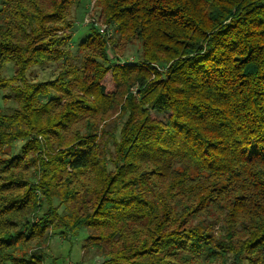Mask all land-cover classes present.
I'll list each match as a JSON object with an SVG mask.
<instances>
[{
  "label": "trees",
  "instance_id": "16d2710c",
  "mask_svg": "<svg viewBox=\"0 0 264 264\" xmlns=\"http://www.w3.org/2000/svg\"><path fill=\"white\" fill-rule=\"evenodd\" d=\"M81 1L0 0V264H264V0Z\"/></svg>",
  "mask_w": 264,
  "mask_h": 264
},
{
  "label": "rangeland",
  "instance_id": "374dc122",
  "mask_svg": "<svg viewBox=\"0 0 264 264\" xmlns=\"http://www.w3.org/2000/svg\"><path fill=\"white\" fill-rule=\"evenodd\" d=\"M91 0H83L80 4L73 8V18L77 19V30L73 37V47L82 40L88 34V28L86 27L85 19L82 18L86 16L91 8ZM95 15V13H93ZM96 16V15H95ZM93 16H89V19H93ZM140 49V43H133L125 49L124 54H121L120 57H123L124 60L135 61L138 59V54ZM122 61V60H121ZM58 64H45L43 66H33L31 67L27 75L28 77L36 78L39 81L54 79L59 72ZM4 75L9 77L13 75V66L9 64L4 69ZM104 83L108 87L112 86L111 77H108ZM9 91L2 92L0 95V113L10 112V107L14 106L11 101L4 103L2 96H8ZM8 108V109H7ZM6 109V110H5ZM169 116V113L160 115V118L166 120ZM22 142L18 143V147H21ZM87 237L86 229L80 230L79 234L73 236L68 240H64L63 237L54 234L49 238L47 244L45 245L43 251L46 254V264H50V260L57 259L59 264H102V257L96 255L95 251L92 249H84L83 244ZM215 264H220L216 262Z\"/></svg>",
  "mask_w": 264,
  "mask_h": 264
},
{
  "label": "built area",
  "instance_id": "2783aa9c",
  "mask_svg": "<svg viewBox=\"0 0 264 264\" xmlns=\"http://www.w3.org/2000/svg\"><path fill=\"white\" fill-rule=\"evenodd\" d=\"M96 19H89V16H86L85 18V23L88 24L90 22H96ZM96 24L99 25L101 32H104V30L107 28L105 25H103L102 23L96 22ZM130 63H132V61H130ZM67 264H71V263H67Z\"/></svg>",
  "mask_w": 264,
  "mask_h": 264
}]
</instances>
